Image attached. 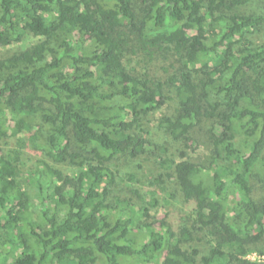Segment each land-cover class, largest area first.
<instances>
[{
    "label": "trees",
    "instance_id": "trees-1",
    "mask_svg": "<svg viewBox=\"0 0 264 264\" xmlns=\"http://www.w3.org/2000/svg\"><path fill=\"white\" fill-rule=\"evenodd\" d=\"M252 1L0 0V264H264L247 256L264 254ZM25 134L44 154L27 172ZM158 191L188 224L141 233L149 208L122 193Z\"/></svg>",
    "mask_w": 264,
    "mask_h": 264
},
{
    "label": "rangeland",
    "instance_id": "rangeland-1",
    "mask_svg": "<svg viewBox=\"0 0 264 264\" xmlns=\"http://www.w3.org/2000/svg\"><path fill=\"white\" fill-rule=\"evenodd\" d=\"M264 4V0H253L250 4L242 7L241 9H245V10H251V9H258L260 10L262 5ZM32 40V39H31ZM28 39H26L24 42H21L19 44H15V48H20L22 46L27 45ZM10 50L9 49H0V56L3 54L8 53ZM134 63L135 59L133 60ZM141 67V66H140ZM173 107H175V103L172 100H168L167 105L164 106V108H162V110H160V112L155 113L152 116V122L150 123V127L151 128H155V124L157 123V119L159 117H161V115L163 114H167V113H171L173 111ZM240 136V135H239ZM241 137V136H240ZM25 141L27 142V146H25L22 149V154H21V163H22V168L24 170V172H27L28 170H30L31 168H33L38 160L40 158L44 157V154L38 151H36L37 147H35L31 141L28 135L25 134ZM18 136H12L10 137L7 141L9 143V146L11 147H15L17 146L18 143ZM202 141L199 143L197 142V146L196 149L193 150L191 153L192 157H205L208 154L207 148L205 147V140L201 139ZM120 161H123V159H121ZM131 163V162H130ZM136 162H132L130 165L131 167H135ZM146 169L147 166H145ZM66 171V170H65ZM68 172V171H66ZM144 170H141L140 173V177L143 176ZM263 171H261V177L263 176ZM254 185H255V192L257 195V198L259 199H263L264 200V184L262 183V181L259 180L258 177L255 178V180L253 181ZM123 197H133V201L135 203H137V205H141L142 206V210H144V207H148L149 208V215L148 216H143V214H141L138 222L139 224L143 227L141 230L138 229L139 232L141 233H148L149 232V227H147L146 224L152 223L154 220H161L162 218H166L169 222H171L172 224L176 225V227H178L181 224H188V222L186 220H182L181 219V215H182V209H183V205L182 203H180V198L179 196H177L176 198L170 197L166 191H158L156 193H154L153 195V199H157V205L152 207L146 200L149 199L148 196H142L140 197V195H137V193H131L128 192L126 194L122 193ZM262 248H264V240L258 245ZM248 257L252 258V259H258V260H264V254H261L258 250L256 249H252L249 251Z\"/></svg>",
    "mask_w": 264,
    "mask_h": 264
}]
</instances>
